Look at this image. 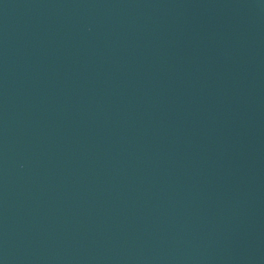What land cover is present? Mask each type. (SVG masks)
<instances>
[{
  "label": "water",
  "instance_id": "1",
  "mask_svg": "<svg viewBox=\"0 0 264 264\" xmlns=\"http://www.w3.org/2000/svg\"><path fill=\"white\" fill-rule=\"evenodd\" d=\"M0 264H264V0H0Z\"/></svg>",
  "mask_w": 264,
  "mask_h": 264
}]
</instances>
